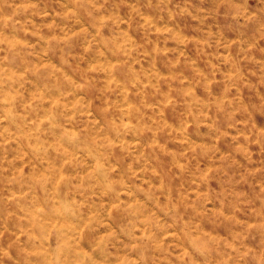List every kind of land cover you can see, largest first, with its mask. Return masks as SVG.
I'll list each match as a JSON object with an SVG mask.
<instances>
[{
	"label": "clouds",
	"instance_id": "clouds-1",
	"mask_svg": "<svg viewBox=\"0 0 264 264\" xmlns=\"http://www.w3.org/2000/svg\"><path fill=\"white\" fill-rule=\"evenodd\" d=\"M0 264H264V0H0Z\"/></svg>",
	"mask_w": 264,
	"mask_h": 264
}]
</instances>
